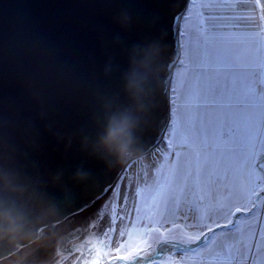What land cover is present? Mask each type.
<instances>
[{"label": "water", "instance_id": "1", "mask_svg": "<svg viewBox=\"0 0 264 264\" xmlns=\"http://www.w3.org/2000/svg\"><path fill=\"white\" fill-rule=\"evenodd\" d=\"M188 4L0 0V264L73 253L86 210L162 142Z\"/></svg>", "mask_w": 264, "mask_h": 264}, {"label": "snow or ice", "instance_id": "2", "mask_svg": "<svg viewBox=\"0 0 264 264\" xmlns=\"http://www.w3.org/2000/svg\"><path fill=\"white\" fill-rule=\"evenodd\" d=\"M200 6L207 11L196 14V24L191 8L174 17L177 34L187 38V63L177 61V83L188 93L189 103L183 127L180 120L173 122L167 144L172 152L157 146L156 151L172 156L173 162L162 165L168 174L156 182L154 195L161 202L183 197L187 203L191 197L192 222L186 227L195 235L162 238L158 247L195 251L184 245L207 241L202 248L215 254L219 264H264V15L258 19L256 13V7L264 5L262 0H206ZM222 41L231 46L227 57L216 49ZM172 83L168 81L170 92H177ZM69 257L84 262L83 254ZM136 261L155 264L151 253L137 254Z\"/></svg>", "mask_w": 264, "mask_h": 264}, {"label": "rangeland", "instance_id": "3", "mask_svg": "<svg viewBox=\"0 0 264 264\" xmlns=\"http://www.w3.org/2000/svg\"><path fill=\"white\" fill-rule=\"evenodd\" d=\"M203 2H206V0H196V5L193 7L192 0H189L187 10L191 8V22L193 24L199 22V17L196 15L197 13L207 11L200 6ZM215 2L219 4L223 3V0H215ZM262 5H264V0H262ZM187 10L184 14H187ZM219 11L223 13L225 10L220 9ZM256 13L259 19L260 15H264V7L257 6ZM260 23H264V21H260ZM183 28L184 23L181 22L179 30L183 31ZM256 31L259 30L257 29ZM261 35H264V33H261ZM179 45L181 50L179 59H185V37H181L180 35ZM230 47L231 46L224 41L216 45V49L222 57L230 55ZM189 67L191 66L189 65ZM180 71V66L177 63L174 67L171 80L173 81L172 87L178 90L177 92L169 91V120L163 140L157 145L165 149L168 153L172 152V149L168 148L167 144L169 134L173 129V122L180 120L181 124L179 127H183V117L186 115L187 105L189 103L188 93L184 88L178 87L177 74ZM189 78H191L190 73ZM220 86L224 87L223 77L220 78ZM172 101H175V103ZM157 146L144 157L133 160L127 167L128 169L124 171L127 173H123L124 175L120 177L119 181L109 192L110 196L99 206L100 210L95 209L92 211L91 214L93 215L96 212L97 216L91 219L89 224L84 228V230L88 232V236L84 237L80 243L78 242V247H74L72 251L73 253L79 251V253H76L77 256L83 254L84 262L71 260L68 264H85L88 252L95 248L101 250L99 256L100 264H137V254L142 257L147 253L153 255L155 264H209L207 261H214L215 264H219L215 254H209V252L204 253L206 250L203 249L202 246L207 241H202L199 246L184 245L185 248H195V251H169L170 249L167 248L159 250L158 245L162 238L180 240L187 235H195V230L186 227V225L192 222L191 217L193 212L191 209L193 205L191 203V197L188 198L189 202L187 203L184 201L183 197L176 202L170 200L161 202L154 199L156 182L162 181L168 174L167 170L162 168V165L173 162L172 156H165L157 152ZM151 160L154 163V167L151 171L150 178L146 184L144 182L141 183V179L146 170L145 166L147 162ZM125 177H127V179H125ZM135 179L136 181L137 179L139 180V184L135 183L134 185ZM260 209L261 214H264L262 205ZM241 220L242 224L244 220L243 218H241ZM233 221H236L235 217ZM75 231L76 230H72L70 234ZM217 231L220 230L218 229ZM113 233L114 235H119L116 244H114ZM74 245L77 246V244ZM117 249H119V251H117ZM218 251L219 249H217V252ZM129 253H132L129 259H119L120 256H127ZM61 255L59 260L66 256L62 258L64 260L67 259L69 253ZM114 258H116V262H112ZM59 260H55V263L51 262L50 264H57Z\"/></svg>", "mask_w": 264, "mask_h": 264}, {"label": "bare ground", "instance_id": "4", "mask_svg": "<svg viewBox=\"0 0 264 264\" xmlns=\"http://www.w3.org/2000/svg\"><path fill=\"white\" fill-rule=\"evenodd\" d=\"M189 5V4H188ZM188 8V7H187ZM187 10V9H186ZM181 24V23H180ZM153 167H154V163H153V161L151 160V161H148L147 162V164H146V166H145V172H144V174H143V178L141 179V183L142 182H144L145 184L148 182V180H149V178H150V175H151V171L153 170ZM127 173V172H126ZM125 172H124V174H126ZM124 174H122V175H124ZM135 183H137V184H139V180L137 179V181H136V179H135V182H134V185H135ZM110 196V194L106 197V198H104L103 200H101L97 205H95V206H93V207H91L89 210L87 209L86 210V213L83 215V217H82V220L83 219H85V220H87L86 221V223L83 225V228H85L86 227V225H88L89 224V222H90V220L91 219H93V218H95L97 215V213L95 212L94 214H93V217H91V213H92V211H94L95 209H99L100 210V208H99V206H101V204L108 198ZM81 214L82 213H79V214H77V215H75V216H73L72 218H70V219H68L67 221H66V223L67 222H69V221H71V220H73V219H76V218H80L81 217ZM78 218V219H79ZM64 226V225H63ZM118 237H119V235L117 236V235H114V233H113V239H114V244H116V242H117V239H118ZM43 242V241H42ZM41 242V243H42ZM40 242L38 243H36V244H31V245H28L27 247H25V248H23V249H21V250H19V251H17L14 255H12L11 257H9L5 262H3V263H1V264H12L13 262H15L17 259H19L20 257H22L24 254H26V253H28L30 250H32L33 248H35V247H37L38 246V244H41ZM54 253V254H53ZM48 258H47V260L48 261H52V263H55V260H59V254H57V253H55V252H53ZM76 254V253H75ZM68 257V256H67ZM62 258H65V257H62ZM60 259L59 260V264H68L70 261H69V259ZM46 261V260H45ZM57 263H58V261H57Z\"/></svg>", "mask_w": 264, "mask_h": 264}, {"label": "crops", "instance_id": "5", "mask_svg": "<svg viewBox=\"0 0 264 264\" xmlns=\"http://www.w3.org/2000/svg\"><path fill=\"white\" fill-rule=\"evenodd\" d=\"M186 40H187V38H185V44H186ZM185 60L187 61V59L185 58ZM262 211H263V213H264V205H262ZM241 219H240V224H241ZM235 222V221H234ZM244 223V222H243ZM243 223L241 224V225H243ZM235 226V225H234ZM226 232V231H225ZM204 246V245H203ZM206 250V249H205ZM206 252H209V250H206V251H204V253H206ZM209 264H215V262L214 261H207Z\"/></svg>", "mask_w": 264, "mask_h": 264}, {"label": "flooded vegetation", "instance_id": "6", "mask_svg": "<svg viewBox=\"0 0 264 264\" xmlns=\"http://www.w3.org/2000/svg\"><path fill=\"white\" fill-rule=\"evenodd\" d=\"M99 259V258H98ZM52 261H48V260H46V261H43L42 263H40V264H50ZM112 262H116V258H114V259H112ZM60 262H58L57 264H59Z\"/></svg>", "mask_w": 264, "mask_h": 264}]
</instances>
